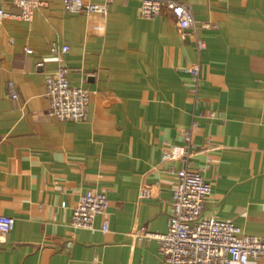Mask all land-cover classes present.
<instances>
[{"label": "crops", "instance_id": "crops-1", "mask_svg": "<svg viewBox=\"0 0 264 264\" xmlns=\"http://www.w3.org/2000/svg\"><path fill=\"white\" fill-rule=\"evenodd\" d=\"M86 1L107 13L41 0L25 20L0 0V215L14 218L0 232V264H169L145 233L167 231L184 167L212 185L204 217L264 240V0H177L197 23L185 33L168 12L142 17L141 0ZM63 45L61 62L53 48ZM197 64L199 84L189 72ZM60 66L89 91L84 121L49 114L46 78ZM186 129L188 163L164 162ZM88 190L109 206L92 228H74Z\"/></svg>", "mask_w": 264, "mask_h": 264}, {"label": "built area", "instance_id": "built-area-1", "mask_svg": "<svg viewBox=\"0 0 264 264\" xmlns=\"http://www.w3.org/2000/svg\"><path fill=\"white\" fill-rule=\"evenodd\" d=\"M64 10L70 13L98 12L106 14V4H94L86 0H60ZM22 9L20 15L25 20H31L34 11L41 0H13ZM170 13L182 33L189 29H197L191 7L177 0H141L140 14L145 18H155L164 13ZM8 16L0 7V23ZM199 51L206 44L197 38ZM61 55L70 50L68 45L60 49L53 48ZM31 52L30 49L26 50ZM196 84L201 81V66L194 65L189 69ZM46 97L49 100V114L60 121H84L88 116L89 91L81 86L70 83L65 66L46 78ZM17 99L18 94L14 93ZM184 144L169 146L162 155L164 162L182 160L188 163L193 154L192 131L184 130ZM177 179L173 188L171 213L168 229L164 234L145 233L159 241V250L164 260L169 264H250L252 260L264 259V240L258 236L247 235L242 228L232 221L218 218H206L203 212L212 185L199 172L188 167L181 168L176 173ZM150 190H141V197H150ZM109 206L105 193L88 190L80 195L79 201L71 216V226L74 228H92L96 217L104 214ZM14 225V218L0 215V232H9ZM109 230L105 221L102 231Z\"/></svg>", "mask_w": 264, "mask_h": 264}]
</instances>
